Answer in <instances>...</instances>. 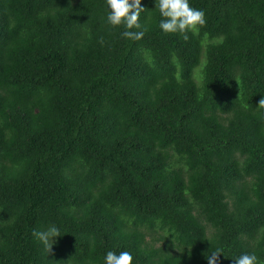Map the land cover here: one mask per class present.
Returning <instances> with one entry per match:
<instances>
[{
	"label": "trees",
	"instance_id": "1",
	"mask_svg": "<svg viewBox=\"0 0 264 264\" xmlns=\"http://www.w3.org/2000/svg\"><path fill=\"white\" fill-rule=\"evenodd\" d=\"M189 2L198 34L141 0L133 41L106 0H0V264L264 261V0Z\"/></svg>",
	"mask_w": 264,
	"mask_h": 264
},
{
	"label": "clouds",
	"instance_id": "2",
	"mask_svg": "<svg viewBox=\"0 0 264 264\" xmlns=\"http://www.w3.org/2000/svg\"><path fill=\"white\" fill-rule=\"evenodd\" d=\"M110 11L107 22L113 27L124 26L122 36L126 39L139 41L143 38L146 28L140 22V15L145 11L141 0H106ZM160 16V29L166 34H180L184 40H188L189 33L196 35L207 23L205 12L191 6L189 0H156V6ZM140 29V31H133ZM100 43L103 44V38ZM260 108H264V98L258 102ZM39 242L43 244L44 251L49 254L53 250L54 238L61 235L60 229L55 224H50L46 229L34 230L32 233ZM222 250L213 251L207 256L208 264H217ZM235 264H264L254 253L242 254L234 259ZM105 264H133V256L128 251H121L117 254L108 251L105 257Z\"/></svg>",
	"mask_w": 264,
	"mask_h": 264
}]
</instances>
